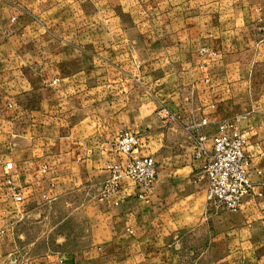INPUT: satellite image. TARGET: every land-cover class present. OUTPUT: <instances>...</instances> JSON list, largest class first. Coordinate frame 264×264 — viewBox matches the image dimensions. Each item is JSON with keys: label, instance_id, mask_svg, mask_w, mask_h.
Returning a JSON list of instances; mask_svg holds the SVG:
<instances>
[{"label": "crops", "instance_id": "crops-1", "mask_svg": "<svg viewBox=\"0 0 264 264\" xmlns=\"http://www.w3.org/2000/svg\"><path fill=\"white\" fill-rule=\"evenodd\" d=\"M9 1L0 0V264H264V104L236 113L234 97L224 98L231 84L220 81L208 87L197 113L185 110L173 122L146 125L140 107L127 110L125 103L114 117L112 99L93 96L91 54L69 55L57 41L41 39L39 17L50 5ZM70 58L78 59L69 65ZM226 122L246 139L253 185L235 213L207 207L199 177L206 160L194 157V138L205 137L209 155ZM114 129L136 131L134 152L153 158L156 181L145 202L124 179L119 207L99 194L82 209L80 191L100 193L109 165L125 162L113 151ZM7 181L22 202L13 201ZM52 241L61 252L36 253Z\"/></svg>", "mask_w": 264, "mask_h": 264}, {"label": "rangeland", "instance_id": "rangeland-1", "mask_svg": "<svg viewBox=\"0 0 264 264\" xmlns=\"http://www.w3.org/2000/svg\"><path fill=\"white\" fill-rule=\"evenodd\" d=\"M33 4L50 5L47 16L39 17L44 42L57 41L69 55L80 50L91 54L92 61L86 57L82 63L96 64L89 74L93 96L110 97L114 117L125 103L127 110L140 107L139 118L144 117L146 125L158 118L173 122L175 116L186 115L185 110L197 113L201 98L209 95L208 87L220 81L231 84L224 98L234 97L236 113L264 104V0H35ZM70 59L69 65L78 58ZM56 82L58 78L53 79ZM122 132L137 136L135 130L114 129L115 154ZM124 179L135 186L121 179L116 194L108 198L115 208L121 204ZM140 193L134 198L145 202ZM99 194L103 199V188L99 193L85 186L78 194L80 207H87ZM57 222L50 217V226ZM56 231L49 237L55 238ZM52 243L49 250L38 247L36 253L55 256L62 251Z\"/></svg>", "mask_w": 264, "mask_h": 264}, {"label": "built area", "instance_id": "built-area-1", "mask_svg": "<svg viewBox=\"0 0 264 264\" xmlns=\"http://www.w3.org/2000/svg\"><path fill=\"white\" fill-rule=\"evenodd\" d=\"M205 137L194 138V157L206 160L199 177L206 185V205L211 210L235 213L240 210L244 199L252 192L250 160L245 152L246 139L231 122L219 126L212 139L209 155L204 147ZM138 138L130 132H122L114 150L124 156V163H113L108 169L110 178L103 187V197L110 198L120 188L122 178H127L141 190L145 197L152 189L157 177V167L151 157L136 156L134 150ZM258 174H260L258 172ZM13 201H23L22 195L7 181ZM117 204V203H115ZM3 233V232H2Z\"/></svg>", "mask_w": 264, "mask_h": 264}]
</instances>
